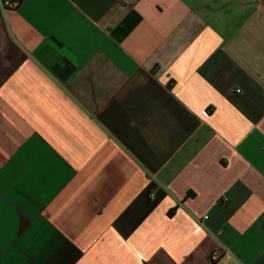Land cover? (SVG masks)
<instances>
[{"label": "crops", "instance_id": "0c3cea01", "mask_svg": "<svg viewBox=\"0 0 264 264\" xmlns=\"http://www.w3.org/2000/svg\"><path fill=\"white\" fill-rule=\"evenodd\" d=\"M0 264H264V0H0Z\"/></svg>", "mask_w": 264, "mask_h": 264}, {"label": "built area", "instance_id": "2783aa9c", "mask_svg": "<svg viewBox=\"0 0 264 264\" xmlns=\"http://www.w3.org/2000/svg\"><path fill=\"white\" fill-rule=\"evenodd\" d=\"M2 5L6 10H15L20 5V0H2ZM241 90H237L240 92Z\"/></svg>", "mask_w": 264, "mask_h": 264}]
</instances>
